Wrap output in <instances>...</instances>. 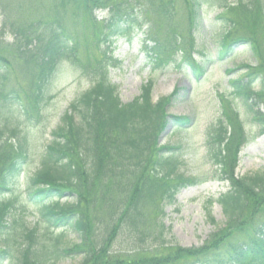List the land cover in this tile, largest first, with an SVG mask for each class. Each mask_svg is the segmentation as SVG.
<instances>
[{"label": "trees", "instance_id": "1", "mask_svg": "<svg viewBox=\"0 0 264 264\" xmlns=\"http://www.w3.org/2000/svg\"><path fill=\"white\" fill-rule=\"evenodd\" d=\"M202 1L206 0L185 1L192 29ZM32 2L33 7L40 8L38 19L31 20L28 14L27 22L10 23L4 17L0 29L1 38L7 33L12 37L5 49L0 47V63L13 62L22 77L21 82L16 76V89L6 91L10 75L0 74V198L14 188L31 154L28 138L12 125V106L20 107L28 122L45 120V107L54 97L52 89L59 71L68 64L89 86L70 103L51 132L52 140L40 156V169L30 179L27 201L36 206L41 223L75 232L79 244L65 248L62 243L59 249H45L36 242V230H25L27 245L15 264H51L72 255L81 258L80 264H264V208L258 209L256 203L264 197V174L235 177L237 154L248 141L236 114H232L236 121L231 133L219 125L207 142L220 181L229 183L227 192L215 201L226 218V226L210 235L206 244L183 248L174 238H168L164 206L174 204L180 190L195 187L201 180L180 173L181 162L174 153L179 148L158 142L171 124L186 126L191 120L185 115H168L167 108L176 101L177 93L155 102L153 83L149 81L138 98L123 104L117 86L110 81L114 38L130 35L135 28L142 30V48L152 69L168 66L180 54L196 76L203 73V67L191 56L192 50L184 45L174 2ZM106 9L107 19L99 21L95 12ZM231 37L233 31H228L222 48L229 47ZM88 39L94 43L91 53L85 50ZM247 42L261 49L260 36ZM3 67L0 65V69ZM234 84L235 93L249 103L250 87ZM255 96L261 101L264 98L263 92ZM257 116L253 118L264 127V119ZM67 195L72 201L62 203ZM12 206L10 202H0V232L8 226ZM105 211L110 221L97 238L100 232L94 227L102 223ZM11 253L9 247L0 250V264Z\"/></svg>", "mask_w": 264, "mask_h": 264}, {"label": "rangeland", "instance_id": "2", "mask_svg": "<svg viewBox=\"0 0 264 264\" xmlns=\"http://www.w3.org/2000/svg\"><path fill=\"white\" fill-rule=\"evenodd\" d=\"M32 1L0 0V29L4 17H7L10 23L27 22L30 18L38 19L41 11L39 7H33ZM171 1L176 5V21L185 36L184 45L187 50H192L194 55L191 56L204 67L201 78L192 77L191 69L189 71L184 65L182 69L178 67L182 60L180 54L176 55V61L168 66L152 69V63L146 58L142 48V30L138 31L136 28L130 35L124 34L114 38L111 47L113 63L108 71L110 81L117 86L118 96L123 104L138 98L142 93L141 88L152 81L153 101L157 102L161 97L177 93L176 101L167 108L168 115H185L192 120L189 126H171L161 137L160 145L179 148L174 153L181 162L180 173L198 177L201 183L180 190L175 195L174 204L164 206L163 223L170 230L168 238H174L183 248H197L206 244L210 235L226 226V218L215 201L227 192L229 183L220 181L218 166L212 161L207 142L219 125L232 132L236 121L232 114H236L248 139L237 154L235 177L264 174V127L262 122L253 118L258 114L257 117L264 119V98L261 101L255 96L257 92H263L264 95V0L202 1L194 29L191 28L193 24L189 22L186 0ZM240 4L244 7H236ZM95 15L99 21L102 18L107 19L109 10H98ZM228 31H233L234 35L228 41L242 37L248 40L260 36L261 49H254L251 44L243 42L232 44L231 50L226 54L221 43ZM11 39L9 33L3 38L0 37V47L5 49ZM93 46L94 43L90 39L88 42L85 40V50L91 53ZM221 52L223 57L219 55ZM0 65L4 66L0 69V74L10 75L5 84L6 91L13 87L16 89L19 85L16 76H20L17 65L9 61ZM176 66L179 69L175 68ZM59 72L56 85L52 89L54 97L45 107V120L40 123L33 120L28 122L20 107L16 105L12 106L15 114H9L12 125L19 129L21 136L28 138L31 154L14 188L0 198V202H10L13 205L7 215L8 226L0 232V250H6L8 247L12 250L11 257L2 264L16 263L19 252L25 244L27 245L23 236L25 230H36V242L45 249H59L62 243L65 248L79 244V237L75 232L65 228H48L41 223L36 206L27 201L30 179L40 169V156L52 140L51 132L70 103L89 86V82L80 78L68 64H63ZM20 81L22 82L21 76ZM233 82L250 87L252 95L249 103L235 93ZM66 200L72 201L69 195L61 202L65 203ZM208 201L212 204L209 205ZM256 203L259 205L258 209H263L264 197H259ZM101 219L102 223L94 227V231L100 232L96 235L97 238L110 221L106 211L101 215ZM125 245L123 241L122 247L125 248ZM80 261V257L72 255L59 258L51 264H80Z\"/></svg>", "mask_w": 264, "mask_h": 264}]
</instances>
